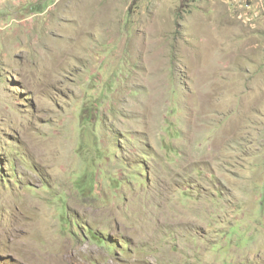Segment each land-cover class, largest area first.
<instances>
[{"label": "rangeland", "instance_id": "obj_1", "mask_svg": "<svg viewBox=\"0 0 264 264\" xmlns=\"http://www.w3.org/2000/svg\"><path fill=\"white\" fill-rule=\"evenodd\" d=\"M0 264H264V0H0Z\"/></svg>", "mask_w": 264, "mask_h": 264}, {"label": "bare ground", "instance_id": "obj_2", "mask_svg": "<svg viewBox=\"0 0 264 264\" xmlns=\"http://www.w3.org/2000/svg\"><path fill=\"white\" fill-rule=\"evenodd\" d=\"M28 211V210H27ZM40 225V224H39ZM39 225H31L30 227H32L33 229H40ZM42 226V225H41Z\"/></svg>", "mask_w": 264, "mask_h": 264}]
</instances>
